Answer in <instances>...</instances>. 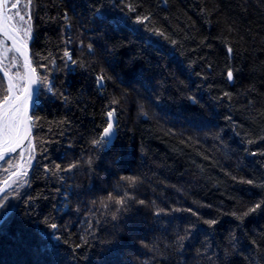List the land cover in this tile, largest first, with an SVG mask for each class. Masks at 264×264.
<instances>
[{"label":"trees","instance_id":"obj_1","mask_svg":"<svg viewBox=\"0 0 264 264\" xmlns=\"http://www.w3.org/2000/svg\"><path fill=\"white\" fill-rule=\"evenodd\" d=\"M23 1L34 162L0 264H264V0Z\"/></svg>","mask_w":264,"mask_h":264},{"label":"snow or ice","instance_id":"obj_2","mask_svg":"<svg viewBox=\"0 0 264 264\" xmlns=\"http://www.w3.org/2000/svg\"><path fill=\"white\" fill-rule=\"evenodd\" d=\"M27 8L28 5H24L25 14H21L19 0L11 4H9V0H0V35L5 37V39L0 40V70L8 78L5 94L0 98V160L5 159L8 154L16 152L18 148L23 146L25 140H28V146L31 147V140L29 139L31 136V118L28 116V106L32 100L31 85L35 83L36 70L31 67V61L26 55V44L24 43L31 31L30 16L28 20H25ZM13 9H16V11L13 12ZM21 22L28 25V27L23 28ZM21 31H23V36L20 35ZM160 34L163 35V33ZM7 40L12 41V48L7 47ZM13 51L19 52L25 57L24 67L28 68L29 72L23 77L19 71L14 75L10 72L15 63V57H13V63H5L8 59V53ZM229 52H231L230 48ZM65 55H68V53L66 52ZM69 59H71L70 56ZM232 75L231 71L227 72L229 79H232ZM21 80L27 82L22 85ZM98 80L102 81L103 77H98ZM112 115L113 112L109 111V118ZM113 136V124L109 122L103 130V135L96 143L109 144ZM13 175H19V173ZM11 186L9 181L5 180L4 186L0 187V209L5 208V202L8 200L6 192ZM119 203L123 204V201ZM256 207H259V205L250 209V211H255ZM206 223L214 224L215 221L210 220ZM51 227L55 229L56 225L53 224Z\"/></svg>","mask_w":264,"mask_h":264},{"label":"water","instance_id":"obj_3","mask_svg":"<svg viewBox=\"0 0 264 264\" xmlns=\"http://www.w3.org/2000/svg\"><path fill=\"white\" fill-rule=\"evenodd\" d=\"M0 38L2 40L5 39V37L3 35H0ZM6 43H7V45L10 48L13 47V44H12L11 40H7ZM22 51H24V49H22ZM13 53L17 56V58L21 62V65H22V68H23V71H24V75L27 74L29 72V69L24 67L25 57L23 55H21L19 52L13 51ZM26 55H27L28 59L31 61V67L36 70V68L33 65L32 59H31L30 48L27 45H26ZM0 74L4 77L6 83H8V78L6 76H4V73H3L2 70H0ZM26 82L27 81L25 80V83ZM39 82H40V78H39L38 72L36 70L35 83L31 85L32 100L29 102V106H28V116L31 118V124H30L31 136L29 137V139L31 140V147L30 148L34 147V120H33V117H32V113H33V110H34L35 104H36V98H37L38 89H39ZM107 121H108V123L111 122L113 124L114 136H113L111 142L109 144H107L108 147H111L114 144V142H115V140L117 138V132H116V129H115L116 124H117V120H116L114 112H113V115H112L111 118H109V116L107 117ZM105 139H107V138H105ZM27 147H29L28 146V140H25L24 144H23V146L21 148H18L16 150V152H14V153H10V154L6 155L5 159L0 160V164L4 163L7 159H9V158H11L13 156L19 155L20 156V160H19L20 161L19 162L20 166H19V168L16 169V171L14 173H19L20 174V172H21V164L23 162L24 154H25V151H26ZM13 174H11L6 180H8L10 182L12 179H14V178H16L18 176V175H13ZM3 186H4V183H3V185L1 187H3Z\"/></svg>","mask_w":264,"mask_h":264},{"label":"rangeland","instance_id":"obj_4","mask_svg":"<svg viewBox=\"0 0 264 264\" xmlns=\"http://www.w3.org/2000/svg\"><path fill=\"white\" fill-rule=\"evenodd\" d=\"M10 2H11V0H9V4H10ZM14 2H16V0H14ZM13 1H12V3H14ZM24 5H25V2L23 1V0H19V10H20V12H21V14H25V12H24ZM16 11V9H13V11ZM18 19V18H17ZM25 20H28L27 19V17H26V15H25ZM21 26L23 27V28H26V27H28V25H26V24H23V22H21ZM20 35L21 36H23V31H21L20 32ZM31 39V36L29 35L28 36V38L24 41L25 43H26V45L28 46V44H27V41H29ZM0 40H2L1 38H0ZM7 47H9L8 45H7ZM10 48V47H9ZM13 57H15V63H14V66L13 67H11V69H10V72L14 75L17 71H19L20 72V74H21V76L23 77V76H25L24 75V71H23V68H22V65H21V62L19 61V59L17 58V56L13 53V52H9L8 53V59L5 61V63L6 64H11V63H13ZM20 83L23 85V84H25V80H21L20 81ZM29 147H27L26 148V151H25V154H24V159H23V162H22V164H21V172H20V174L18 175V177H16L17 178V180H16V184L17 183H20V182H23L22 181V179L24 178V174H26L29 170H30V168L32 167V164H33V162H34V160H33V157H32V154L29 152ZM14 157V156H13ZM13 157H11V158H13ZM19 159V158H18ZM20 160V159H19ZM29 161H30V163H29ZM14 162V161H13ZM12 162V163H13ZM20 161H17V164H16V167H15V163H13V164H11V165H9L10 166V168H19V166H20V163H19ZM15 168H14V170H15ZM15 172V171H14ZM13 172V173H14ZM13 173H11V174H13ZM10 174V175H11ZM23 177V178H22ZM11 182V181H10ZM9 182V183H10ZM4 183V182H3ZM3 183H0V187L3 185ZM11 189V187H9L8 189H7V191H9ZM7 193V192H6ZM11 198H10V196L8 197V200H10ZM7 200V201H8Z\"/></svg>","mask_w":264,"mask_h":264}]
</instances>
